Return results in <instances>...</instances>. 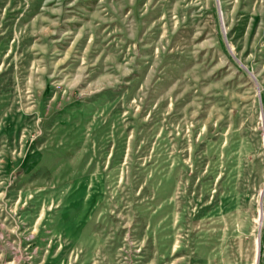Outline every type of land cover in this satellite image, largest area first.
<instances>
[{
	"label": "rangeland",
	"instance_id": "1",
	"mask_svg": "<svg viewBox=\"0 0 264 264\" xmlns=\"http://www.w3.org/2000/svg\"><path fill=\"white\" fill-rule=\"evenodd\" d=\"M0 264H264V0H0Z\"/></svg>",
	"mask_w": 264,
	"mask_h": 264
},
{
	"label": "water",
	"instance_id": "2",
	"mask_svg": "<svg viewBox=\"0 0 264 264\" xmlns=\"http://www.w3.org/2000/svg\"><path fill=\"white\" fill-rule=\"evenodd\" d=\"M261 216H262V213H261ZM259 260V258L257 259V261Z\"/></svg>",
	"mask_w": 264,
	"mask_h": 264
}]
</instances>
